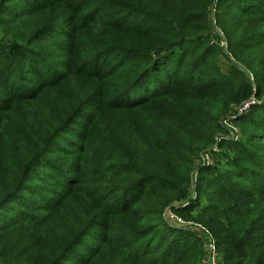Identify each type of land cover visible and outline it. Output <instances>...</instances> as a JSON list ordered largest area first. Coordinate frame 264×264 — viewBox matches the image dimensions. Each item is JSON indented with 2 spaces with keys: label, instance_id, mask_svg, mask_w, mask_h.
<instances>
[{
  "label": "trees",
  "instance_id": "trees-1",
  "mask_svg": "<svg viewBox=\"0 0 264 264\" xmlns=\"http://www.w3.org/2000/svg\"><path fill=\"white\" fill-rule=\"evenodd\" d=\"M22 1L0 0V263L205 264V237L161 231L169 210L217 264H264V166L245 141L264 135L222 125L254 99L240 122L264 131V0L236 16L221 0ZM223 36L250 81L218 73ZM44 166L63 189L31 203Z\"/></svg>",
  "mask_w": 264,
  "mask_h": 264
},
{
  "label": "rangeland",
  "instance_id": "rangeland-1",
  "mask_svg": "<svg viewBox=\"0 0 264 264\" xmlns=\"http://www.w3.org/2000/svg\"><path fill=\"white\" fill-rule=\"evenodd\" d=\"M21 2H23V1L22 0H11L10 3H11V5H13L14 3L19 4ZM252 3H253L252 0H221V7L223 10H224V8L225 9L229 8L228 10L230 11V13L232 15L236 16L239 14L240 7H242V5L245 6V5H250ZM5 16L6 15H1L0 17H5ZM213 24H214L215 30L217 32H219V29L222 30L221 27L218 26L219 24H217V21L213 22ZM226 27L234 28V26H232L230 24H226ZM228 39L229 38L225 39L226 43H228ZM215 41L219 42L220 40L217 38ZM220 44H221V42H220ZM222 49H224V51L226 52V55L232 60L229 61V59L227 57L221 56V58H219V60H218V70H219L218 73L223 72L225 74L230 75L232 73L233 67L236 66L238 69L241 70V72L243 71V74L246 75V79L249 80L250 75L247 74V69L243 65H241V63L237 62L235 60L234 56H232L230 53H228V50H227V48H225V46ZM192 59H193L192 57H189L190 62L192 61ZM186 69H187L186 71H188L189 73L196 74V72H197L198 76L201 78V81H206V79L210 78V76H208L207 74H203V72H201V70H196L192 66L191 67L187 66ZM200 72L202 75L200 74ZM256 103H257V101H256ZM91 109L92 108H88L87 112L90 111ZM234 116L235 115H231V117H233V121H232L233 122L232 123V125H233L232 131L233 132L231 131L230 127L226 125L225 121L222 123L223 127L225 128V132H226L224 134V137L226 140H232L233 139V142L242 141L243 133L245 134V132L248 131V128H252L255 130L256 133H258L260 135H264V131L262 129H259L255 125L249 124L246 122H243V123L240 122L241 119H243L241 117L245 116V113L240 115L239 111H238V115L235 117ZM84 123H85L84 118H81L79 120L78 124L74 125L72 127V129H70L65 134H63V138L59 139L57 144L52 147V150L55 151V153L53 155H56L58 153L57 148L59 146H65V147H67V149H70L72 151L75 150V147H71V145L72 144L76 145V144L80 143V140L76 138L75 134L78 133V131H80V129H82V127H84L83 126V125H85ZM233 128H235V129H233ZM228 131H231V132L228 133ZM245 141L247 143V146L250 147V150L255 151V153L257 155L256 158L259 159L261 164L264 166V140H260V141L245 140ZM231 149H230V152L234 153L233 148H231ZM220 151H221V153H224L225 148H222V150H220ZM51 157H52V154H51ZM211 159H212L211 165H216L218 156L216 157V160H215L214 156H212ZM200 165H202V162H200L198 164V166H200ZM203 165H207V164H203ZM219 165L223 169L227 168V166L224 163H220ZM200 171H201V168H198L197 175L194 176L193 185H197V183H198L197 180H199V178H200L198 173ZM48 172H49V168L45 167L43 171L38 170L37 174L34 175V179L31 182L30 186L33 188V190L36 192V194H35V196H33L30 193L26 194L30 198L31 203L36 202L38 204H42L44 199H48L49 197L52 196V194H49V192L52 193L54 191H59V190L63 189L57 184L56 180L47 176ZM244 183H247V181L244 180ZM205 185H207V183H205ZM195 188L196 187H194V186L192 188L193 197L198 198L197 194H194ZM246 189L248 190L249 188H246ZM205 201H206V197H204V202ZM70 208H72V206H70ZM184 220L187 222H185ZM184 220L181 222L180 220H177V218H174L172 213L168 214L166 212L165 213V223L167 224V226H166V228H163L161 231L163 233H165V235L166 234L168 235V234H171L169 232V229L174 228V229H177V231L183 230L184 232H187V233L196 235L198 237L204 238V236L202 235V233L200 231L201 228L195 222H193L192 219H189V220L184 219ZM86 241H91V239L88 237V238H86ZM81 251L84 254L87 253V250L84 248H82ZM73 259H75V257L71 258V260H73ZM219 261H220L219 259H216L215 264L218 263ZM70 263L73 264L72 262H70ZM205 264H214L212 262L211 257H209L208 255L205 259Z\"/></svg>",
  "mask_w": 264,
  "mask_h": 264
},
{
  "label": "built area",
  "instance_id": "built-area-1",
  "mask_svg": "<svg viewBox=\"0 0 264 264\" xmlns=\"http://www.w3.org/2000/svg\"><path fill=\"white\" fill-rule=\"evenodd\" d=\"M216 10H214V12H215ZM220 42H221V47L223 48L224 46H225V48H227L228 47V43H226V41H225V37L223 36V38L220 40ZM223 42V43H222ZM251 78H252V76H251ZM256 103V101L254 100V99H252V100H250L249 102H247V103H245L238 111H239V114L241 115V114H244V113H246L249 109H250V107L252 106V105H254ZM238 115V113L235 115V116H237ZM234 116V117H235ZM233 121V117H231V119H229V120H227V121H225V123H226V125L227 126H229L230 127V129H231V131H232V122ZM233 129H235V128H233ZM231 131H228V133L229 132H231ZM233 132V131H232ZM224 136V135H223ZM223 138V137H222ZM213 152H218V148H217V146H215L214 148H213ZM214 154L212 153V152H209V153H207L205 156H203V158H202V164H207L206 166H209V165H211V162H212V156H213ZM197 175V173L195 174V176ZM194 198V197H193ZM187 205H189V202L188 203H185L183 206L184 207H186ZM167 213L169 214V213H172L171 211H167ZM173 214V213H172ZM173 216H174V218H177V220H180L181 222L183 221L182 219H180V218H178L175 214H173ZM199 226V225H198ZM201 229H200V231H201V233H202V235L205 237V248H206V251H207V254L209 255V257H211V259H212V262L215 264V261H216V259H218L217 258V254H216V244H215V242H214V240L213 239H211L210 238V235L208 236V232L204 229V228H202L201 226H199ZM207 238V239H206ZM217 264V263H216Z\"/></svg>",
  "mask_w": 264,
  "mask_h": 264
}]
</instances>
